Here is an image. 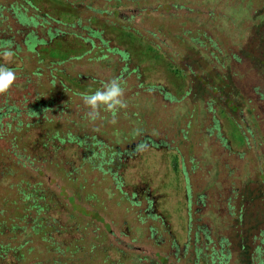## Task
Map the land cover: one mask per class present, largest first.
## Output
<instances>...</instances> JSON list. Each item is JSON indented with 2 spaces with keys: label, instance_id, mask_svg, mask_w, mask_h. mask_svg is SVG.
<instances>
[{
  "label": "rangeland",
  "instance_id": "obj_1",
  "mask_svg": "<svg viewBox=\"0 0 264 264\" xmlns=\"http://www.w3.org/2000/svg\"><path fill=\"white\" fill-rule=\"evenodd\" d=\"M31 1L40 13L63 21L70 20L76 12L73 2L74 5L81 2V12L78 10L81 19L91 14L83 9L88 4L115 10L112 0ZM13 2L0 0L3 14L6 15ZM263 6L264 0H140L138 4L127 1L118 8L120 18L130 21L129 28L136 30L141 40H131L121 35L122 32L116 37L111 27V23L117 24L116 19L99 17L105 23L107 38L127 49L133 58L145 53L148 47L150 52H147L160 58L154 61V57L143 56L148 64L139 69V75L124 76V99H130L126 101L127 108L122 109L126 112L121 110L115 123L112 115L103 111L100 119L90 122L85 118L86 109L80 97L69 93L64 97L56 93L58 104L69 96L71 101L66 110L60 112L59 107L51 118L61 125L65 118L82 119L85 126L80 133L73 127L75 134L99 135L107 145L120 143L118 150L123 158L126 147L144 138L154 142L156 148H141L134 157L124 159L119 167L124 182L121 190L110 174L103 175L89 167L85 147L75 144L61 150L57 168L49 159L33 166L18 164L12 178L0 185V198L16 199V185L20 180L31 185L39 183L46 201L50 199L53 203L45 212L47 221L44 220L45 224L57 227L50 234L52 242L60 246L71 243L70 251L77 248L75 253L64 251L58 255L42 233L29 236L26 247H33V251L26 256L25 264L34 261L51 264L53 260L60 264H209L205 255L211 247L218 249L220 237L234 248L229 264H241L236 254L242 236L249 253L256 247L261 249L253 253L251 264H264V217H260L264 213V198L263 201L260 197L251 199L248 194V189L257 187L251 184L257 177L264 182V79L237 52L248 40V27L256 22L251 18L255 13H262ZM21 41V35L14 34L13 42L22 45ZM250 46L252 49L254 45ZM197 50L209 63L212 60L214 66L218 65L214 57L218 61L222 59L232 73L247 106L240 118L212 110L207 104V95L202 94V100L194 102L190 97L195 92V82L187 74L181 79L171 73L177 72L176 66L182 69L187 64V56L197 55ZM92 53L68 65L71 71L67 72L85 74L89 78L87 84L100 88L101 84L95 80L105 82L115 76L117 67L112 65L117 56L107 64L88 60ZM31 62L24 60L25 70L35 66L34 58ZM39 79L44 86L41 92L45 93L50 88L48 79L44 76ZM139 84L143 86L138 88ZM150 85L161 86L176 98L187 91L189 96L168 101L157 91L147 90ZM216 89L211 86L209 91L224 98L220 89ZM49 95L47 92L45 96ZM228 98L225 100L232 106ZM34 135L35 130L23 133L20 144L26 146ZM6 160L8 165L15 161L13 157ZM199 193L205 196L204 206L194 203ZM241 194L245 197L241 198ZM7 209L6 213L14 212ZM188 213L194 220L190 227ZM255 218H261V223L250 230ZM195 234L197 242L193 241Z\"/></svg>",
  "mask_w": 264,
  "mask_h": 264
},
{
  "label": "trees",
  "instance_id": "obj_2",
  "mask_svg": "<svg viewBox=\"0 0 264 264\" xmlns=\"http://www.w3.org/2000/svg\"><path fill=\"white\" fill-rule=\"evenodd\" d=\"M112 1H114L113 9L115 10L95 8L89 4L84 6L83 9L91 13L85 19H81L80 15H78V10L81 12V2L76 5L73 2L72 6L76 12L72 13L73 15L71 14L70 17L72 19L70 18L68 21H63L62 18L50 17L46 13H40L31 0H14L10 4L6 15L3 14V8L0 7V44L10 42L14 53L10 61L0 57V64H6L7 67L15 72L17 77L10 92L0 96V185L12 178L16 173L18 164L33 166L36 162L43 163L45 159H49V162H53L55 168H57L61 162L57 160L61 150L68 145L75 144L78 147H85L87 165L97 169L103 175L110 174L115 181L116 187L121 190L124 182L122 178L123 172L119 167L123 165L124 159L134 157L136 151L141 148H156L154 142L149 138H144L139 140L138 144H130L129 148L126 147L124 150L125 157L123 158L122 152L118 150L120 143L107 145L104 140L100 139L99 135H91V133L90 136L75 134L73 127L78 128L79 130L77 131L80 133L85 126L82 119L74 118L69 120V118H65L64 124L61 125L54 123L51 118L59 107L61 108L60 112L68 108L67 104L71 101V96L80 97L79 93H90L98 89L95 85L87 84L89 79L87 75L80 73L71 75L68 73L71 70L68 71L67 69L68 65H73L85 56L90 55L93 49H95V52L90 57H87L88 60L92 59L94 61L107 62L108 64L115 61L113 56H117V60L112 65L117 67L113 78L122 79L121 83L124 89L126 86L124 76L129 74L139 75V69L147 66L148 63L144 61L143 56L146 59L154 57V61L160 58L159 55L149 53V47L146 49L149 52L145 51V53H140L133 58L127 49L107 38V33L103 27L105 23L101 22L99 19L102 18L99 17L113 16L116 19V25L111 23L116 37H119L118 32H122L121 35L125 34L131 40L134 38L135 40H141L139 35H137V31L129 28L130 21L120 18V11L118 10L127 1L131 2V4H138L140 0ZM28 8L31 10L30 14H28ZM207 13L209 12L207 11ZM260 15L263 16L264 11L259 14L255 13L254 17L251 18L256 20V22L248 27L250 30L248 40L246 44L238 47L237 52L244 59L249 60L253 64V68L257 69L260 76L264 79V16L261 19H257ZM54 24H57L58 27L53 26ZM14 34L21 35L22 45L13 42ZM251 44L254 45L252 49ZM196 52L197 55L194 53L191 55L190 53L187 56V64L183 65L182 69L176 66L177 72L172 71L171 73L181 79L187 74L195 82L196 89L190 97V99H194V102L198 99L202 100V94L207 95V104L212 110L215 112L218 110L224 114H235L240 118V115L245 111L244 108L247 106L245 105L244 97L239 94L233 82L232 73L227 67L225 68L222 59L218 61L217 57H214L218 64L214 66L211 64L212 60L209 63L199 50ZM236 57L234 56V58ZM33 58L35 66L31 70H25L24 60L32 63L31 60ZM121 61L124 64L120 67ZM14 62H17V64H14ZM131 64L133 66L130 67ZM170 67L171 65L167 66V68ZM42 76L48 79L50 86L45 93L41 92L44 86H42L39 78ZM34 81L36 84H34ZM95 83L103 84V82L98 80H95ZM141 86L143 84H139L138 88ZM211 86L220 89V94H224V98L215 95V93L213 95L209 91ZM146 89L151 92L155 90L164 96L166 100L172 102L183 100L186 96H189L187 91L178 98L173 97L170 92H167L161 86L150 85ZM47 92L50 94L48 97L45 96ZM56 93L61 97H64L66 93L71 96H69L68 100L58 104L59 98ZM133 95L137 96V92H134ZM226 98L228 100L231 99V102H233L232 106L227 103ZM122 111L126 112L125 110ZM107 115L110 116L111 114ZM215 128L218 130V126L215 125ZM32 130H35V135L32 137L31 142L27 143L26 146L21 145V135ZM143 131L142 129L141 132H137L135 136ZM127 149H130V151L127 152ZM9 157H13L15 160L10 165H8L6 160ZM113 169L116 171H113ZM74 171L76 172V169ZM257 179L251 182L257 187L253 190L248 189V194L251 199L260 197L263 201L264 182L258 177ZM16 188V199L8 201L6 197L0 198V264H25L26 256L28 257L33 251V247H26L29 243V236L39 233L43 234L42 237L44 239L50 241V248H53L56 254L62 255L64 251H70L71 243L60 246L51 240L50 234L57 231V227L45 224L44 220L47 221L45 212L50 209L53 203L50 199L46 201V195L40 188V184L31 185L20 180ZM134 195L135 192H132L131 196L134 197ZM244 195L241 194V198L245 197ZM204 197L202 193L196 194L194 203H200L204 206ZM188 203H191L190 198ZM7 207L14 212L6 213ZM262 207L264 208V201ZM263 215L264 213L261 212L260 217H264ZM261 218H255L253 225H250L249 229L252 230L256 224H260ZM238 220H242L241 215ZM188 221L190 227V222L194 220L189 213ZM46 228L48 232L45 231ZM202 232L204 234L205 230ZM196 237L197 234H195L194 242H197ZM205 238L208 237L205 235ZM243 238V236L240 238L239 246H237V260L241 264H251L253 253H259L261 249L256 247L253 252L249 253V248L245 246ZM208 242V244L211 243L210 239H208ZM262 243H264V240ZM217 245L218 249L211 247L210 252L205 255L209 260V264H229L233 247H230V243L224 237L218 238ZM76 250L77 248H75ZM75 251L70 252L75 253ZM196 257L198 261L199 258L198 256ZM29 264L43 263L34 261ZM51 264L60 263L53 260Z\"/></svg>",
  "mask_w": 264,
  "mask_h": 264
},
{
  "label": "clouds",
  "instance_id": "obj_3",
  "mask_svg": "<svg viewBox=\"0 0 264 264\" xmlns=\"http://www.w3.org/2000/svg\"><path fill=\"white\" fill-rule=\"evenodd\" d=\"M13 55L10 42L0 44V57L10 61ZM16 79V74L11 68L6 64H0V96L10 92ZM79 96L86 109L85 118L90 122L100 119L103 111L110 113L113 117L112 122L115 123L119 112L127 108V102L124 99L125 89L118 78L105 81L94 92L79 93Z\"/></svg>",
  "mask_w": 264,
  "mask_h": 264
}]
</instances>
